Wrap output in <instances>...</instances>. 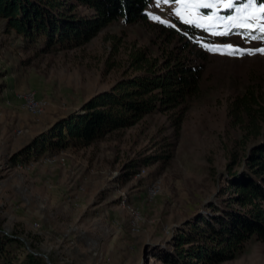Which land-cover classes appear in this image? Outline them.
Returning a JSON list of instances; mask_svg holds the SVG:
<instances>
[{
  "label": "rangeland",
  "instance_id": "1",
  "mask_svg": "<svg viewBox=\"0 0 264 264\" xmlns=\"http://www.w3.org/2000/svg\"><path fill=\"white\" fill-rule=\"evenodd\" d=\"M263 10L247 3L157 6L151 0L144 9L148 22L118 19L79 45L48 51L40 42L25 48L0 20V229L53 264H166L155 255L173 250L189 219L231 196L229 170L247 169L248 152L264 140V121L254 133L248 118L232 110L246 91L264 105V53L239 50L264 48V40L232 30L264 33ZM206 11L211 15H202ZM229 13L231 19H223ZM181 20L208 40L182 49L180 39L151 24ZM139 51L159 62L173 51L201 65L196 91L178 107L145 114L88 146L12 161L58 118L136 74L130 55ZM151 155L160 158L132 165ZM218 264H264V239L251 235Z\"/></svg>",
  "mask_w": 264,
  "mask_h": 264
},
{
  "label": "trees",
  "instance_id": "2",
  "mask_svg": "<svg viewBox=\"0 0 264 264\" xmlns=\"http://www.w3.org/2000/svg\"><path fill=\"white\" fill-rule=\"evenodd\" d=\"M150 1L0 0V20L4 31L13 30L25 48L40 42L39 49L48 51L79 45L118 19L148 22L144 9ZM78 6L92 13L81 15ZM151 24L168 37L180 39L182 49L196 46L200 39L208 40L201 28L190 23ZM232 30L264 40V33L257 29ZM195 55L205 58L200 49ZM130 68L136 74L122 77L109 89L91 96L79 109L58 118L13 153L12 161L38 158L66 147H85L107 133L133 125L145 114L174 109L196 91L201 73V65L173 51L161 62L143 51L134 52ZM232 110L243 113L252 132L260 133L258 122L264 121V105L253 93L246 91L235 98ZM159 158L147 156L132 165H148ZM246 166L240 172L229 170L226 178L231 196L220 205L210 203L206 214L189 219L186 229L177 233L173 250L155 255L159 260L166 264H218L233 258L251 235L264 239V140L250 149ZM0 264L47 262L35 251L27 250L15 234L0 229Z\"/></svg>",
  "mask_w": 264,
  "mask_h": 264
},
{
  "label": "snow or ice",
  "instance_id": "3",
  "mask_svg": "<svg viewBox=\"0 0 264 264\" xmlns=\"http://www.w3.org/2000/svg\"><path fill=\"white\" fill-rule=\"evenodd\" d=\"M236 4L237 8L243 7L244 3H247L249 5L251 4H257V6L261 9H264V0H154V4L159 5H173V4H180V5H186V4H199V5H207V4ZM172 14L175 16L177 15V9L172 8ZM148 15L151 17L153 14L148 13ZM202 15H211L210 11L203 12ZM223 19H231V13L224 16ZM156 20H160V17H156ZM181 23H184L183 20H181ZM191 26V25H189ZM243 38V37H241ZM212 48H234L235 45L232 44H223V45H210ZM241 52H255V53H264V48H241L239 49Z\"/></svg>",
  "mask_w": 264,
  "mask_h": 264
},
{
  "label": "water",
  "instance_id": "4",
  "mask_svg": "<svg viewBox=\"0 0 264 264\" xmlns=\"http://www.w3.org/2000/svg\"><path fill=\"white\" fill-rule=\"evenodd\" d=\"M18 238H19V239H22L21 237H18ZM36 254H37V255H41V256H43V257L45 258L47 264H53V263L49 260V258L47 257L46 254H43V253H36Z\"/></svg>",
  "mask_w": 264,
  "mask_h": 264
},
{
  "label": "bare ground",
  "instance_id": "5",
  "mask_svg": "<svg viewBox=\"0 0 264 264\" xmlns=\"http://www.w3.org/2000/svg\"><path fill=\"white\" fill-rule=\"evenodd\" d=\"M152 192V191H151Z\"/></svg>",
  "mask_w": 264,
  "mask_h": 264
}]
</instances>
